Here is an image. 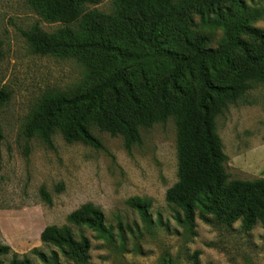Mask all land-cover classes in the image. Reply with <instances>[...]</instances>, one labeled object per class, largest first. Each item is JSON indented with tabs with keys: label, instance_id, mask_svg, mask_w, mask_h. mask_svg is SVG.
<instances>
[{
	"label": "trees",
	"instance_id": "16d2710c",
	"mask_svg": "<svg viewBox=\"0 0 264 264\" xmlns=\"http://www.w3.org/2000/svg\"><path fill=\"white\" fill-rule=\"evenodd\" d=\"M26 1L44 21L66 26L59 35L37 26L24 32L33 53L101 54L90 67L96 76L78 93L52 90L41 97L26 121V137H37L52 148L54 135L60 133L66 143L101 149L93 133L97 130L121 136L130 151L141 144L140 129L172 120L177 182L166 191L165 200L179 220L191 223L200 209L204 221L208 214L224 225L240 221L244 230L256 224L264 229V179H228L215 124L229 105L243 102L248 91L264 88V32L252 26L262 13L247 4L252 0H114L113 16L87 11L101 0ZM75 24L78 32L69 28ZM203 31L220 33L216 47L207 45ZM8 98L9 93L0 90V104ZM40 194L51 203L44 189ZM126 204L149 219V201L131 198ZM66 222L45 227L40 241L74 264L88 263L90 242L84 235L76 240L71 226L112 240L103 213L90 203L71 212ZM30 255L48 262L36 248L19 255L0 244V258L9 257L8 264H32ZM52 263H57L54 251Z\"/></svg>",
	"mask_w": 264,
	"mask_h": 264
},
{
	"label": "rangeland",
	"instance_id": "374dc122",
	"mask_svg": "<svg viewBox=\"0 0 264 264\" xmlns=\"http://www.w3.org/2000/svg\"><path fill=\"white\" fill-rule=\"evenodd\" d=\"M247 4L261 10L252 26L264 32V1ZM115 9L114 0L87 6V11L104 16H113ZM35 26L49 35L66 28L41 19L26 0H0V90L9 93L0 104V244L19 255L36 248L48 260L30 255L32 264H53V251L56 264H74L57 248L43 244L40 234L47 226L66 225L71 212L90 203L103 213L112 240L71 226L76 240L81 235L89 239L87 264H264V229L259 224L244 230L240 221L224 225L208 214L204 221L200 209L188 224L166 202V191L177 182L172 120L140 129L141 144L130 151L121 136L97 130L93 133L101 149L66 143L60 133L54 135L52 148L25 136L26 121L41 97L52 90L78 93L96 76L90 67L101 55L93 50L65 57L35 54L23 35ZM69 28L78 32L80 27ZM202 33L209 37L207 45L216 47L220 33ZM215 121L228 179H264V88L248 91L243 102L229 105ZM41 189L50 204L42 199ZM131 198L150 202L148 220L126 204ZM0 259L8 264L9 257Z\"/></svg>",
	"mask_w": 264,
	"mask_h": 264
}]
</instances>
